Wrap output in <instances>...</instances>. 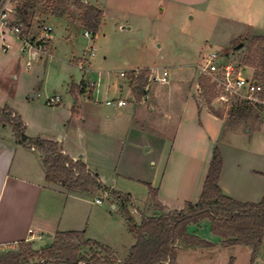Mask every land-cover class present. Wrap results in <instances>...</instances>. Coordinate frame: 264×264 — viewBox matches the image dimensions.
Segmentation results:
<instances>
[{"label":"rangeland","instance_id":"374dc122","mask_svg":"<svg viewBox=\"0 0 264 264\" xmlns=\"http://www.w3.org/2000/svg\"><path fill=\"white\" fill-rule=\"evenodd\" d=\"M53 3V0L36 2L33 14L24 24H32L36 30L49 22L53 29L51 46L45 44L42 50L46 53H41L30 65L26 64L27 54L19 51L18 38L2 28L6 32L4 38L0 35V107L9 106L20 115L26 136L44 139L65 136L64 148L84 159L104 185L132 195L136 205L129 204L128 212L135 224H140L142 217L156 214L151 204L140 203L148 198L149 180L161 177L177 123L173 120L164 125L162 117L148 110L138 112L135 117L131 114L114 120L130 107L127 99L121 108L105 104L120 98L117 88L124 86V82L129 86L120 73L143 68L151 76L166 70L171 85L188 82L196 74L195 64H202L210 51H216L250 76L254 70L244 65V57L252 38L256 34L264 36V0H86L103 11L96 38L91 34L88 39L78 22L77 10L61 20L49 18ZM37 32L33 31V37ZM92 44L96 47L95 55L90 70L84 72L88 59L81 58L86 57ZM82 79L87 89L83 94H72L71 86L79 85ZM151 82L149 77L148 88ZM94 90L98 91L96 96ZM55 96L60 101L48 104L46 100ZM236 105L241 104L232 102V107ZM211 106L222 112L228 130L234 122L228 114L232 107L216 100ZM259 114L261 111L257 109L248 111L245 122L248 126L243 131L257 125L253 116ZM227 130L221 140L239 144L227 139ZM245 136L257 138L260 143L264 140V129L251 130ZM198 142L203 152L204 140ZM94 196L101 198V205L93 202ZM91 199L89 226L97 240L111 246L120 264L135 243L120 202L105 193L92 195ZM97 206L102 210H95ZM188 231L215 246L180 244L175 264H229L230 260L232 264H249L251 248L219 246L220 239L210 232L208 220L191 224ZM49 242L48 237L37 239L33 249L40 251ZM17 248L16 244L0 247V254ZM30 264L42 262L34 259ZM253 264H264V238Z\"/></svg>","mask_w":264,"mask_h":264},{"label":"crops","instance_id":"0c3cea01","mask_svg":"<svg viewBox=\"0 0 264 264\" xmlns=\"http://www.w3.org/2000/svg\"><path fill=\"white\" fill-rule=\"evenodd\" d=\"M83 2L86 3V0ZM10 17L13 23L21 22L16 14ZM63 18H59V20ZM35 19L40 20L38 16ZM45 23L51 26L49 22ZM32 26V24L25 26L24 33L29 39L33 37V31L38 30H34ZM5 32L6 29L0 27L2 38L5 37ZM84 32L85 30L83 35ZM8 34L12 33L8 31ZM255 36L264 37L261 34ZM84 37L89 38L85 35ZM18 40L21 43L19 38ZM95 51L96 47L92 44L86 57L81 58L88 59L84 72L90 70L89 66H91ZM198 65L195 64L194 78L188 82L181 81L171 85L170 82L158 84V82L150 80L152 84L149 85L150 88H147L145 99L140 102L134 101L128 84L124 82V86L117 88V93L120 96L117 100L126 101L127 99L130 102V107L123 115L117 116L114 120L118 121L122 117L131 116V114L135 117L138 112L148 110L150 113H157L162 117L164 125H168L173 120L176 121L170 152L161 177L157 180L151 178L148 182L151 186L154 185L152 187L157 188V199L168 210H180L186 202H197L214 147L218 148L223 161L218 180L221 191L237 201L259 202L264 195V140L259 143L257 138H247L245 135L251 130L261 132L264 129V111L253 116L257 125H250L251 128H247L246 131H243L248 126L247 123L245 124L246 119L235 120L227 130L225 120L209 112L201 95L198 85ZM78 66L81 67L80 63ZM139 69L143 68H136L132 71ZM155 74L158 73L155 72ZM250 76L257 79L254 72ZM94 93L96 96L98 91L94 90ZM123 94L124 97H122ZM30 96L34 97V94L31 93ZM106 102L107 106H112ZM249 107L256 109L252 106ZM12 110L19 115L14 109ZM107 118L109 119L110 116ZM226 130L228 131L227 139L232 138L239 144L221 140ZM185 134L187 138L183 139L182 136ZM201 138L205 143L203 152L198 146L200 142L198 140ZM46 140L57 142L63 153L73 160L80 159L85 163L84 159L64 148L65 136L60 135L58 139L51 137ZM162 141L165 142V139ZM191 164L194 166L191 167ZM86 167L90 170L87 164ZM44 177L41 154L33 148L19 145L10 125L0 123V247L15 245L19 241L31 242L33 246L35 240L44 237H48L49 244H51L56 232L75 230L84 231L86 238L111 248L109 244L97 240L99 238L94 237V230L90 227L91 225L89 226L91 206L93 205L92 195L70 191L59 184L47 183ZM105 194L107 195V193ZM129 195L131 197L130 206H135L132 195ZM147 197L140 204L148 202L153 207L149 195ZM96 198L94 196L93 202L96 205H101L102 203L95 202ZM95 208H98L95 209L98 211L102 210L98 206ZM132 209L135 211V208ZM152 212L157 213L158 211L153 209ZM33 248L35 247L33 246Z\"/></svg>","mask_w":264,"mask_h":264},{"label":"trees","instance_id":"16d2710c","mask_svg":"<svg viewBox=\"0 0 264 264\" xmlns=\"http://www.w3.org/2000/svg\"><path fill=\"white\" fill-rule=\"evenodd\" d=\"M39 0H17L15 14L26 23ZM50 15L63 18L72 10L79 12L78 22L83 29L95 35L100 28L103 11L81 0H53ZM78 62V61H77ZM264 39L252 38L244 65L254 70L257 79H264ZM150 73L148 70L126 72V79L131 87V96L135 102L142 101L146 94L145 87ZM198 85L207 108L214 116L224 119L221 111L215 110L211 102L216 92L209 79L200 76ZM81 80L79 85L71 86L74 95H80L87 89ZM92 93V87L89 89ZM246 105H236L228 112L229 118L245 120L250 111ZM257 109V108H256ZM261 112L263 110L257 109ZM0 123L10 125L16 142L24 147L33 148L41 154L44 178L47 183L59 184L70 191L90 195L107 193L120 202L127 228L135 243L131 246L127 258L120 264H175L180 252V244L187 247L210 248L214 243L201 239L188 231V227L208 220L210 232L220 239L221 247L248 246L251 248L249 264H253L264 238V195L259 202H241L224 194L218 185L222 170V157L214 147L212 157L196 203L186 202L180 210H168L157 199V188L147 185L148 195L154 209L152 216L142 217L140 224H135L128 212L131 204L129 194L109 190L98 174L87 169L82 160H73L62 152L57 142L24 134L25 125L20 116L7 106L0 107ZM166 211H168L166 213ZM16 250L0 254V264H30L38 259L42 264H117L111 249L97 241L85 237L84 231H58L54 239L42 250H35L31 242L19 241ZM119 264V263H118ZM229 264H232L230 260Z\"/></svg>","mask_w":264,"mask_h":264},{"label":"built area","instance_id":"2783aa9c","mask_svg":"<svg viewBox=\"0 0 264 264\" xmlns=\"http://www.w3.org/2000/svg\"><path fill=\"white\" fill-rule=\"evenodd\" d=\"M17 0H0V27L6 28L10 33L17 36L22 45L20 51L27 54V62L29 65L32 61L39 58L41 53H46L44 48L52 40L53 29L49 24L42 23L38 29L37 35L28 38L25 32V26L22 22L13 23L10 20L11 14L15 13V5ZM84 35L89 37V32L85 31ZM43 47V48H42ZM81 68V67H80ZM82 69V68H81ZM138 71V70H136ZM199 76L209 79L216 92V98L221 105L231 106L232 102H240V104L249 105L257 109L264 110V79L257 80L253 76H246L233 61L224 59L218 52L210 51L202 64L197 66ZM122 77H126V72L120 73ZM150 80L158 83H168V73L163 71L161 75L152 74ZM148 85L145 87L147 91ZM143 95L142 100L145 99ZM60 98L55 96L47 99L48 104H56ZM125 100L107 101L108 105H116L122 107ZM95 202L101 204L99 198ZM31 233V231H29Z\"/></svg>","mask_w":264,"mask_h":264},{"label":"water","instance_id":"95a60500","mask_svg":"<svg viewBox=\"0 0 264 264\" xmlns=\"http://www.w3.org/2000/svg\"><path fill=\"white\" fill-rule=\"evenodd\" d=\"M240 46H241V44H240V45H238V46H237V48H239ZM167 212H168V211H166V213H167Z\"/></svg>","mask_w":264,"mask_h":264}]
</instances>
